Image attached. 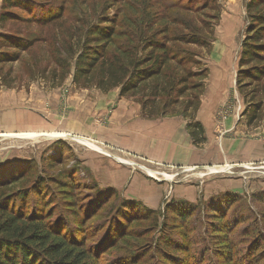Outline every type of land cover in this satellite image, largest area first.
Wrapping results in <instances>:
<instances>
[{
  "label": "rangeland",
  "instance_id": "1",
  "mask_svg": "<svg viewBox=\"0 0 264 264\" xmlns=\"http://www.w3.org/2000/svg\"><path fill=\"white\" fill-rule=\"evenodd\" d=\"M30 1L25 3L33 11L38 7L37 2L43 5L63 2L67 5L69 10L60 35L70 36L75 31L74 45L79 47L85 25L106 16L117 15L122 21L125 15L130 16L133 12L132 5L138 13L144 9L146 14L158 18L163 14L166 16L164 20L169 21L176 15L187 13L178 8L163 9V2L183 5L189 1L195 7L205 0ZM209 1L213 5L216 3L220 11L218 20L207 16L209 28L204 32L212 33L211 52L194 45L187 46L203 53L197 56L201 64L194 69H208L201 102L207 90L225 95L221 99L208 100L207 112L203 114L199 108L196 115L197 120L200 117L205 121L207 140L196 146L191 139L189 145L205 164L184 166L168 157L159 158L124 149L120 143L111 140V128L121 131L120 127L127 126L129 131L134 128L133 132L139 133V123L156 122L164 119L163 116H145L138 98L121 96L120 87L104 92L95 86L74 84V60L70 57H66V68L69 69L65 72V79L54 84L45 77L51 76L49 71L55 66L53 60L42 61L43 67L47 65L43 76V73H35L31 68L33 64H27L24 56L21 62L0 65V183H6L0 189V195L7 199L2 203L9 202L11 209H33L36 213L42 211V203L44 207L52 205V210L57 207L63 211L66 206L61 198V181L71 175L73 181H81L83 185L75 190L78 198L86 200L92 193V204L98 206L92 218L83 220L81 232L89 237L87 245H96L98 264H227L219 260L222 257L218 254L229 248L233 256L230 264H264V113L258 125H249V114H245L247 103L237 86L238 60L248 25L246 5L249 0ZM3 2L0 0V12ZM15 11L21 17L31 16L29 12ZM208 12L217 14L215 10ZM226 12H233L231 14L236 18L231 21L234 30L227 39L223 38L226 34L222 26ZM22 19L0 23V30L20 31L28 38L39 34L34 35L40 31L36 25ZM182 27L170 26L184 31ZM220 40L233 47L232 78L217 82L215 86H219L211 89L216 80L210 65L213 49ZM9 69H12L13 76L6 79L13 82H3ZM125 112L128 118L121 121ZM177 116L187 129L188 119ZM89 141L103 150L96 151L88 145ZM148 169L160 174L154 177ZM123 172L127 175L123 181L109 177L116 173L120 176ZM169 175L173 176L172 179H168ZM134 177L147 187L146 198L138 197V190L133 187L138 179ZM169 207L180 209L183 214L180 224L185 225V229L172 224L175 220L170 217ZM219 215L227 219L229 232L224 233L226 240L215 230V221L219 219L216 216ZM165 232L176 240L180 232L188 233L186 241L179 243L184 249L190 245L188 252L184 253L186 256L176 250L171 263L168 256L158 252L163 248Z\"/></svg>",
  "mask_w": 264,
  "mask_h": 264
},
{
  "label": "trees",
  "instance_id": "2",
  "mask_svg": "<svg viewBox=\"0 0 264 264\" xmlns=\"http://www.w3.org/2000/svg\"><path fill=\"white\" fill-rule=\"evenodd\" d=\"M25 2L4 0L0 23L26 18L24 21L40 29L34 35L39 34L28 38L20 31L0 30V65L21 62L25 56L27 64H33L31 68L35 73L45 76L47 65L43 67L42 61L48 58L55 66L49 71L51 76L45 77L57 84L65 79L69 69L66 68V57H70L74 60V84L95 86L104 92L120 87L121 96L138 98L142 113L148 118L183 115L188 119L187 130L193 144L201 146L206 142L205 127L196 115L208 69H194L201 64L197 56L203 53L187 46L194 45L211 52L212 33L204 31L209 28L207 16L214 20L220 18L216 3L213 5L205 0L194 7L189 1L183 5L163 2V9L178 8L189 16L176 15L169 21L164 20L166 16L162 13L159 18L146 14L144 9L138 13L132 5L133 12L130 16L125 15L122 21L117 15L106 16L85 25L79 47H76L75 31L70 36L60 35L69 10L67 5L37 2L38 7L33 11ZM16 9L29 12L31 16L21 17ZM208 10H215L217 14ZM246 12L248 25L238 60L237 86L247 103V123L252 126L261 122L264 113V0H249ZM161 22L166 23L161 25ZM171 25L183 26L184 31L171 29ZM7 76H13L12 69L3 76V82H13L7 80ZM73 180L68 175L61 181V198L66 206L63 211L57 207L52 210V205L44 207L43 203L42 211L37 213L33 209H11L9 202L2 203L7 199L0 195V264H98L96 245H87L89 237L81 233L83 220L92 218L98 206L92 204V193L86 200L78 198L75 190L83 185L81 181ZM5 186L6 183H0V189ZM168 211L175 220L172 224L185 229V225L180 224L183 215L180 209L169 207ZM216 217L219 219L215 221V230L226 240L227 219L222 215ZM187 236L188 233L180 232L176 240L165 232L163 248L158 252L168 256L171 263L176 250L186 256L184 253L190 245L184 249L179 243L186 241ZM218 255L222 257L219 260L227 264L233 260L231 248Z\"/></svg>",
  "mask_w": 264,
  "mask_h": 264
},
{
  "label": "crops",
  "instance_id": "3",
  "mask_svg": "<svg viewBox=\"0 0 264 264\" xmlns=\"http://www.w3.org/2000/svg\"><path fill=\"white\" fill-rule=\"evenodd\" d=\"M232 4V3H231ZM236 5V4H235ZM234 5V7H235ZM227 14H223V32L225 31V34L223 38L227 39V37L232 36L234 27H232L231 21L233 22L236 20L235 16L231 13L233 12H226ZM221 35V33H220ZM222 36V35H221ZM222 38V39H223ZM226 41V40H225ZM214 47V54H213V60H211L210 68L213 66L212 74L215 75L214 80L215 83L213 86H211V89L217 88L219 85L215 86L217 82H223L226 78H232V68L230 69V65L232 62V52L233 47L232 45H226L225 43H222L221 40L216 43ZM226 81V80H225ZM233 81H235V77L233 76ZM9 96V94H6ZM12 96V95H11ZM225 97V95H222L221 92H216L215 90H207L204 93V96L202 98L201 107L199 112H207V105L208 100H217ZM220 97V98H219ZM214 107L217 106L216 104L213 105ZM123 117H121V121L123 118L127 119L128 114H126ZM212 116V115H211ZM115 121L117 120L118 114L115 116ZM164 119L159 121H144L142 123H139V126L141 131L139 133H134L133 131H129L127 126H122L121 131L118 130V128H111L110 131V138L111 140H115L117 143H120L124 149H128L131 151L136 152L137 154H147V155H155L160 157H168V159L175 160L176 162L182 164V165H191V166H198L200 164H205L203 160H200L199 156L197 155V151L194 152L191 145H189L191 138L189 133L187 132L185 124L182 123L179 117H163ZM207 118V116H206ZM199 120L203 123L205 126V121L200 117ZM124 121V120H123ZM124 127L126 129H124ZM123 128V129H122ZM205 126V130H206ZM111 144V143H110ZM113 145V144H111ZM194 146V145H192ZM116 149H119L115 147ZM197 148V147H196ZM121 150V149H119ZM190 169V168H189ZM126 173L123 172L120 176L118 173L111 174L109 177L114 178L113 180L116 181H123L127 178ZM135 184V181L132 183V186L135 184V188H137V193H139L138 197L140 199L146 198V193H149L147 190V187L143 186L144 183L139 180ZM148 186V185H146ZM136 191V190H135ZM146 200V199H145Z\"/></svg>",
  "mask_w": 264,
  "mask_h": 264
},
{
  "label": "bare ground",
  "instance_id": "4",
  "mask_svg": "<svg viewBox=\"0 0 264 264\" xmlns=\"http://www.w3.org/2000/svg\"><path fill=\"white\" fill-rule=\"evenodd\" d=\"M123 120V119H122ZM78 121V120H77ZM121 128V127H120ZM27 134H30V133H27ZM47 134H49V133H47ZM52 135V134H51ZM50 135V136H51ZM82 141H84L83 139H82ZM87 143H89L88 145H91L92 147H94L95 149H96V151H101V150H103L101 147H99L98 145H96L95 143H92L91 141H89V142H87ZM108 143V142H107ZM113 146V145H112ZM110 147V146H109ZM110 155V154H109ZM111 156V155H110ZM112 158H115V157H112ZM126 164H128V163H126ZM148 171H149V173L150 174H152L154 177H158V174H160L159 172H155V171H152V170H150V169H148ZM172 175H169L168 176V179H172Z\"/></svg>",
  "mask_w": 264,
  "mask_h": 264
}]
</instances>
